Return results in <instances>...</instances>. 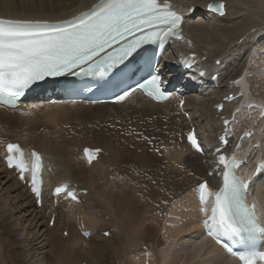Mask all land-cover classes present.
<instances>
[{
	"label": "bare ground",
	"instance_id": "1",
	"mask_svg": "<svg viewBox=\"0 0 264 264\" xmlns=\"http://www.w3.org/2000/svg\"><path fill=\"white\" fill-rule=\"evenodd\" d=\"M42 1L0 0V18L56 22L75 18L99 3V0H51L41 9ZM161 2L164 3L165 0ZM167 2L171 4V10L185 14L184 37L171 43L166 50L163 64L173 63V69L163 70V66L161 69L168 88H173L183 81L177 91H183L184 95H175L166 104L155 103L139 92L131 95L123 104L70 103L59 95L47 97L48 91L54 89V85H48L28 97L16 109L0 105L1 135L3 138H17L16 141H5L3 149H0L3 169L13 182L14 191L22 193L20 189L23 188V183L17 178L15 170L7 169L3 161L8 143H19L25 150L33 148L43 154L45 168L41 209L44 210L45 217H48V223L55 214L54 227H68L67 230L70 228L71 231H68L67 240L51 237L49 250L40 253L43 256L33 262L27 260L26 247L33 246L31 252H41L42 249L40 250L41 247H38L36 241H28L29 244L24 245L25 241L20 239L21 243L19 242L17 247L12 246L11 240L3 238L5 244H0L3 247L0 251H3V258L11 263L40 264L45 260L46 264H83L80 254H84L89 264H114L110 263L113 260L117 261L116 264H138L133 259L142 258L140 249L146 246L149 249L148 258H153L149 264H238L205 235L202 220L206 217L199 212L195 189L199 183L205 181L214 192L221 186V179L217 177L220 171H216L215 164L209 165L215 160L212 151L220 146L219 136L224 129L221 116L230 118L235 110H239L234 126L236 138L249 129L254 131L253 137L243 141L241 148L235 151L237 159L247 158L246 167L240 170L241 177L248 178L253 164L258 161V158L253 157L256 152L253 145L257 141L262 144L263 140L258 138L256 126L250 117L255 113L260 125L264 124V120L259 118V111L249 110L248 105L254 102L264 108V103L258 99L244 97L246 88L241 83L240 89H237L234 81L243 80L251 52L260 55V50L264 49V37L260 39L262 32L258 29L259 26L264 28V24L259 22V19H264V10L258 11L254 6L256 0ZM217 2L225 4L224 16H218L208 10L209 4ZM193 7L199 12H191ZM192 54L196 55L193 61L197 67L186 74L179 72L181 61ZM201 71H206L205 77H201ZM215 76L217 86L210 82ZM191 88L197 93L196 97L190 96ZM250 90L252 93L256 92L255 82L248 91ZM239 93L243 96L225 104L223 113L216 112L215 106L224 98ZM41 94L44 99H40ZM181 99L186 100L183 110L178 108ZM187 114L189 119L186 118ZM47 116H53L55 119L51 123L47 122L53 124L50 128L52 126L56 134L52 140L51 137L45 136L46 134L40 133L43 130L39 129V132L34 124L36 121H33L35 118ZM45 126L48 127V124ZM193 126L197 127L202 140L206 152L204 157L194 153L187 143L186 132ZM240 128H243V131H240ZM235 145L236 142L231 151H234ZM85 147L103 151L92 166H88L84 158ZM207 148H210V151H206ZM57 151L66 155L70 153L74 157L80 156L78 159L82 161L83 167L77 166L78 161L74 164V160L61 165ZM263 158L264 154L259 159ZM68 159L72 160L70 156ZM115 172L121 174V178H116ZM259 180L256 179L252 183L251 196L247 198V203L255 204L260 223L264 226V186L259 184ZM25 181L27 186L28 174L25 175ZM61 183H69L74 189L76 187L79 199H85V204L76 205L66 197H60L57 207H54L51 192L54 186ZM80 191H87V195H80ZM26 196H32L28 188ZM32 200L37 210L35 198ZM90 204L99 210H95L96 213L110 218L109 226L116 228L113 234L115 243L103 237L99 238V244L93 237L87 239L77 235L76 226L71 225L70 221L76 215L78 217L83 214L85 224L88 219L85 212L88 213L82 212V207ZM8 211L12 213V209L9 208ZM210 211L209 205V214ZM0 220V233L5 234L7 229L4 231L3 228L8 224L6 212L0 211ZM79 226L82 228L81 224ZM86 229L84 227V230ZM109 229L97 226L94 234L96 231L110 232ZM12 231L13 229H10L7 233L14 235ZM64 231L66 228L61 232ZM81 245L86 247L87 251L82 249ZM140 261V264H144L146 259Z\"/></svg>",
	"mask_w": 264,
	"mask_h": 264
},
{
	"label": "snow or ice",
	"instance_id": "2",
	"mask_svg": "<svg viewBox=\"0 0 264 264\" xmlns=\"http://www.w3.org/2000/svg\"><path fill=\"white\" fill-rule=\"evenodd\" d=\"M209 7L223 15L222 4ZM171 8L167 0L164 3L159 0H99L88 11L58 23L0 19V104L15 107L33 85L46 78L75 75L78 69L84 71V66L91 72L101 63L114 67L142 44L156 41L163 44L172 37L182 39L179 31L182 18ZM115 45L119 47L109 52L108 49ZM97 57L101 60L97 61ZM160 79L154 75L140 86L155 100L167 98L161 91ZM224 123L227 125L228 121ZM188 138L197 152L203 151L194 134ZM224 143H227L226 139ZM7 151L8 165L15 166L23 180L27 169L21 148L8 144ZM14 153L20 154L19 161ZM39 160L36 156L31 180L37 199L41 196ZM218 162L227 169L221 172L219 190L213 192L207 182L199 185L206 234L217 244L231 241L232 246H226V250L239 264H264V251L260 250L264 247V226L255 205L247 203L248 185L235 175V169L240 165L234 157L227 162L222 155ZM62 191L64 189L57 188L56 194Z\"/></svg>",
	"mask_w": 264,
	"mask_h": 264
},
{
	"label": "rangeland",
	"instance_id": "3",
	"mask_svg": "<svg viewBox=\"0 0 264 264\" xmlns=\"http://www.w3.org/2000/svg\"><path fill=\"white\" fill-rule=\"evenodd\" d=\"M47 1H49V3L51 2V0H43L42 2H40V6H41V9H44L45 7H46V5L48 4V3H46ZM57 2V1H59V0H52V2ZM43 3V4H42ZM255 7H257L258 8V11L259 12H263L262 11V9L264 10V0H256V3H255V5H254ZM261 10V11H260ZM196 12H199V11H196ZM259 22L262 24H264V19H259ZM259 32H262V34L261 35H259V37H260V39H263V37H264V28H263V26H259ZM262 29V30H261ZM264 49H261L260 51V55H257V54H255V52L254 51H252L251 52V55H249L248 57L250 58V60L249 61H247L248 63V72L246 71L245 73H244V75H243V80L241 81V83H242V85L246 88V90H245V92H244V97L246 96V98H249V99H258L261 103L263 102L264 103V51H263ZM262 55V57H260ZM256 56H258V57H256ZM256 59H258V60H256ZM259 59H260V61H259ZM263 61V62H262ZM261 63H263V64H261ZM218 64V63H217ZM256 67V68H255ZM260 67V68H259ZM262 71V72H261ZM249 82H251V83H249ZM253 82V83H252ZM254 82H255V84H256V92L254 93H252L251 92V90L250 91H248L250 88H251V86H252V84H254ZM241 83H239L238 85L236 84V88L238 89L239 87H241ZM180 84V85H179ZM183 85V81H181L180 83H178L177 85H175L174 87L176 88V89H174V87L173 88H170V91H173L174 92V94L175 95H184V92L182 91V92H178L177 90L179 89V88H181L180 86H182ZM231 88H233V86L231 87ZM217 89V88H216ZM240 89V88H239ZM188 91V90H187ZM186 91V92H187ZM189 94H190V96H192V97H196L197 96V93L194 91V88L192 89H190L189 90ZM257 95V96H256ZM255 97V98H254ZM261 98V99H260ZM243 112H244V110H242ZM48 117H49V119H48ZM186 118L187 119H189L190 118V116L187 114L186 115ZM251 122L252 123H254V125L256 126V134L258 135V138H260L261 139V141L263 140V142H262V148L264 147V124L263 125H260L259 124V121L257 120V116H256V114L255 113H252L251 114ZM38 119V120H37ZM45 119H48V120H46L45 122H44V120ZM53 120H55L54 119V117L53 116H47V117H44V118H35L33 121L35 122L36 121V123H34V124H36L37 125V127H38V131L40 132V130H43V131H41L40 133H42V134H46L45 136H48L51 140H52V137H54V136H56V134L54 133V129L52 128V126H53V124H50ZM38 121H39V123H38ZM40 121H43L44 123L42 124V122L40 123ZM50 122V123H47V122ZM39 124V125H38ZM45 124H48V127L50 128V125H52L51 126V130L48 128V127H46L45 126ZM261 124H262V122H261ZM41 125H43V126H41ZM41 126V127H40ZM45 128H46V130H45ZM40 129V130H39ZM242 129V130H241ZM1 130V129H0ZM50 131V132H49ZM53 131V132H52ZM240 131H243V128H240ZM44 132V133H43ZM48 132V133H47ZM52 132V133H51ZM50 135V136H49ZM4 136L3 135H1V132H0V149H3V144L5 143V141H12V140H14V141H16L17 140V138H15V137H13V138H11V137H7V138H3ZM41 137V136H40ZM56 138V137H55ZM53 140H55V139H53ZM262 148H260V149H256L255 151V153H254V158H261V156L264 154V148L262 149ZM262 149V150H261ZM207 150H208V148H207ZM261 151V152H260ZM57 154L56 155H58L57 157H58V159H59V161L61 162V165H64V164H66V163H70V162H73V160H74V164L76 163L77 164V166L78 165H82V167H83V164H82V161L80 160V159H78L79 157L77 156V157H74V155L72 156V155H70V153H67V155L66 154H62V151H57L56 152ZM63 155V156H62ZM70 156V158H72V160L71 159H68V157ZM60 157H62L61 159H60ZM77 160H76V159ZM64 160V161H63ZM65 160H68V162H66ZM2 159H1V157H0V208L2 209V210H0V211H2V213L3 212H6V216L8 215V224H7V226H6V228H3L4 229V231H6V229H7V231L5 232V234H4V232L1 234L0 233V244L1 243H3V244H1L2 246L5 244V241L4 240H7V239H9V240H11V243H12V246H17L18 247V245L21 243V241H25L24 242V245H27V244H29V242L30 241H36L35 243H38L39 244V248H40V250H41V252H35L34 253V251L33 252H31L33 249H32V247L33 246H29V245H27V250H28V253H27V260L28 261H32L33 262V260L34 259H37V258H39V257H41V256H43V255H40V253H46L48 250H49V240L51 239V237H53V239L55 238V239H57V238H59V239H62V240H67L68 239V236L67 237H65V235H64V233L65 232H67L68 234H69V232H71V231H69L70 230V228H69V230H67L68 229V227H63V226H60V227H58V228H55L54 226H51V224L50 223H48V217H45V215H44V210L43 209H41V207H38V209L37 210H35V206H34V202H33V197L32 196H30V197H28V196H26V193H27V188L25 189V187H27L26 185H24L23 184V188H24V190L25 191H23V188L22 189H20V190H22L21 192L22 193H20L19 191H17V192H15L14 191V188H13V182L9 179L10 177H8L9 175L7 174V172H6V170L5 169H3L4 167H3V164H2ZM255 162V161H254ZM64 163V164H63ZM79 163V164H78ZM204 163H206L205 161H204ZM2 169V170H1ZM86 173H88V172H86ZM3 176V177H2ZM8 179H7V178ZM115 177L116 178H121V174H119L118 172H115ZM260 180H259V184L260 185H262V186H264V174H263V176H261L260 178H259ZM258 180V179H257ZM12 188H13V190H12ZM24 192V193H23ZM26 192V193H25ZM16 193H19V194H16ZM18 195V196H17ZM24 195V196H23ZM83 195H87V194H83ZM3 196V197H2ZM47 196H49V192H48V194H47ZM27 199H26V198ZM23 198H25V199H23ZM32 198V199H31ZM18 199V200H17ZM30 200V201H29ZM32 200V201H31ZM84 200L85 199H83V201H81L80 203H74V204H76V205H81L82 203L83 204H85V202H84ZM30 202V203H29ZM3 204V205H2ZM5 204V205H4ZM19 204V205H18ZM32 204V206H30ZM16 205V206H15ZM53 205H54V207H57V205H55L54 203H53ZM91 205V204H90ZM87 206V207H85V206H83L82 207V212H85V211H87V213L88 214H86V212H85V216L86 215H88L87 216V218L89 219V221H88V219H87V221H86V223L85 224H83L84 223V220H83V214H81L80 216H78L77 217V215L75 216V218L72 220V221H70V223H71V225H74V226H76V231H77V235L79 236H84L83 235V233H81V231H83V229H81L80 228V226H79V224H81V227L83 228V227H85V228H87V229H89V230H87V231H90L91 233H92V236L91 237H93L94 238V240L97 242V243H101V241H100V239L99 238H106V239H110L113 243H115V241H116V238L114 239V232H115V230H116V228H111L109 225V223H110V218L109 217H106V215H102L101 213H96V211L95 210H98L97 208H94V207H92V205L91 206ZM22 206V207H21ZM12 207V208H11ZM13 207H15V208H13ZM19 208V211H18V208ZM7 208V209H6ZM12 209V213H11V211H8V209ZM21 208V209H20ZM88 208H90L89 210H88ZM17 210V211H16ZM34 210V211H33ZM37 211V212H36ZM91 212V215H90V212ZM99 211V210H98ZM15 212V213H14ZM19 212V213H18ZM33 213V214H32ZM41 213V214H40ZM12 214V215H11ZM93 214V215H92ZM25 215V216H24ZM37 215H38V217H37ZM54 216H55V214H54ZM89 216H91V218H93L92 220V222L94 223H91V218H89ZM15 217H17V218H15ZM21 217V218H20ZM95 217V218H94ZM109 218V219H108ZM19 219V220H18ZM56 219V218H55ZM98 219V220H97ZM21 220V221H20ZM1 221V220H0ZM19 221V222H18ZM98 221V222H97ZM98 224V225H96V223ZM1 223V222H0ZM22 223V224H21ZM33 223V224H32ZM25 224V225H24ZM89 224V225H88ZM13 225V226H12ZM104 225V226H103ZM12 226V227H11ZM91 226V227H90ZM97 226H99V227H101V228H110L109 230H110V234H111V236L110 237H105L104 235H103V232L101 231V233H100V231H96V234H94L95 233V229H96V227ZM109 226V227H108ZM9 227H10V229H13V233H14V235H17V236H14L13 234V236L11 235V234H9V233H7L8 232V230H10L9 229ZM27 227V228H26ZM63 229H62V228ZM95 227V228H94ZM53 228H54V230H53ZM65 228H66V231H64V233L63 232H61L62 230H65ZM2 229V230H3ZM59 229V230H58ZM33 230V231H32ZM46 230V231H45ZM79 230V231H78ZM69 231V232H68ZM105 231H107V230H105ZM29 234H28V233ZM31 232V233H30ZM79 232V233H78ZM109 232V231H108ZM33 233H34V235H36L35 237H34V235H33ZM57 233V234H56ZM54 234H56V235H54ZM82 234V235H81ZM11 235V236H10ZM30 235H31V237H30ZM51 235V236H50ZM5 236L7 237L6 239H5ZM25 236V237H24ZM79 236V237H80ZM95 236H97V238L95 237ZM100 236V237H99ZM28 237H29V239H28ZM3 238H4V240H3ZM19 238V239H18ZM34 238V239H33ZM13 239H18L17 241L16 240H14L13 241ZM20 239H22L21 241H20ZM87 239H89V238H87ZM40 241V243L38 242V241ZM120 240V239H119ZM29 241V242H28ZM20 242V243H19ZM121 242V241H120ZM14 243V244H13ZM19 243V244H18ZM17 244V245H16ZM0 245V250L3 248L2 246ZM28 246H29V248H28ZM82 246V245H81ZM17 247H14V248H17ZM82 249H86V247H83L82 246ZM141 255H142V258H138V259H133L134 261H136V262H138V264H140L139 263V261L140 260H142L143 258H145L146 259V264L147 263H149V262H152L153 261V258H148V251H149V249H147V247L146 246H143L141 249ZM85 251H87V250H85ZM144 254H143V253ZM0 263L2 264V263H5L6 264V261L8 262L7 264H13V263H11L10 261H8L6 258H3V256H2V254H3V251L1 252L0 251ZM30 253V254H29ZM34 253V254H33ZM38 254V255H37ZM85 255L84 254H80V261H82V263L83 264H89V262L87 261L86 262V256L84 257ZM6 259V260H5ZM32 259V260H31ZM125 259V257L123 258V260ZM4 260V261H3ZM18 260V259H17ZM156 260V259H155ZM3 261V262H2ZM19 261H17V263H18ZM116 262L117 261H115V260H113L112 262H110V263H114V264H116ZM141 262V261H140ZM144 263V264H145ZM40 264H46V261L45 260H43ZM125 264H126V262H125Z\"/></svg>",
	"mask_w": 264,
	"mask_h": 264
},
{
	"label": "water",
	"instance_id": "4",
	"mask_svg": "<svg viewBox=\"0 0 264 264\" xmlns=\"http://www.w3.org/2000/svg\"><path fill=\"white\" fill-rule=\"evenodd\" d=\"M221 4L224 6L223 9H222L223 15L220 14V11H212L210 9V7H209L210 5H221ZM208 10L211 11V12H213V13H215V14H217L218 16H224L225 13H226V11H225V4L223 2H217V3H211V4H209L208 5Z\"/></svg>",
	"mask_w": 264,
	"mask_h": 264
}]
</instances>
